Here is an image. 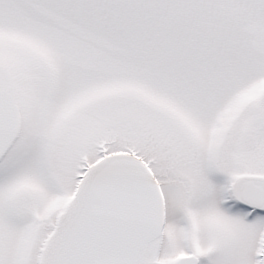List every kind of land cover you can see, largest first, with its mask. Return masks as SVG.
Returning <instances> with one entry per match:
<instances>
[{
	"label": "snow or ice",
	"instance_id": "obj_1",
	"mask_svg": "<svg viewBox=\"0 0 264 264\" xmlns=\"http://www.w3.org/2000/svg\"><path fill=\"white\" fill-rule=\"evenodd\" d=\"M0 264H264V0H0Z\"/></svg>",
	"mask_w": 264,
	"mask_h": 264
}]
</instances>
